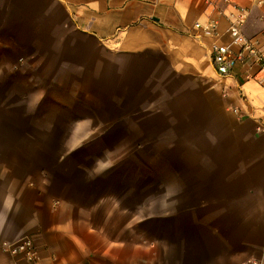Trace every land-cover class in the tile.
<instances>
[{"label": "crops", "instance_id": "0c3cea01", "mask_svg": "<svg viewBox=\"0 0 264 264\" xmlns=\"http://www.w3.org/2000/svg\"><path fill=\"white\" fill-rule=\"evenodd\" d=\"M235 1L247 9L244 35L264 51V0ZM219 10H228L221 0H0V93L11 92L13 61L36 46L44 61L140 76L144 93L195 77L222 121L211 179L181 181L183 226L167 219L147 244L125 243L126 232L141 231H125L124 221L112 232L116 239L100 241L102 231L90 228L92 218L70 192L28 181L27 170L1 157L0 144V264H29L5 248L26 236L43 264H264V69L246 57L228 76L215 74L210 44L230 40ZM211 17L219 18L217 34L194 27ZM11 136L0 133V140Z\"/></svg>", "mask_w": 264, "mask_h": 264}, {"label": "rangeland", "instance_id": "374dc122", "mask_svg": "<svg viewBox=\"0 0 264 264\" xmlns=\"http://www.w3.org/2000/svg\"><path fill=\"white\" fill-rule=\"evenodd\" d=\"M37 54L36 46L20 53L11 92L0 93V133L12 135L0 140L1 157L27 170L28 181L43 179L70 192L92 218L90 228L102 231L100 241L116 239L112 232L121 221L125 231H141L126 232L125 243L152 242L151 229L165 227L167 219L182 227L181 181L192 174L211 179L222 128L213 97L195 86L200 81H174L164 91L154 85L157 92L144 93L140 76L100 74L106 70Z\"/></svg>", "mask_w": 264, "mask_h": 264}, {"label": "built area", "instance_id": "2783aa9c", "mask_svg": "<svg viewBox=\"0 0 264 264\" xmlns=\"http://www.w3.org/2000/svg\"><path fill=\"white\" fill-rule=\"evenodd\" d=\"M209 1V0H207ZM225 11L219 10L220 15L227 19V33L229 42L223 43L214 40L210 44V59L213 70L218 77L230 74L238 61H245L249 57L260 69H264V51L258 48L257 42L247 38L243 33V25L247 17V9L235 0H221ZM218 17H211L205 22H196L194 27L204 34H217ZM233 45H238V51L233 50ZM5 248L11 254L21 255L29 264H43L37 255L34 240L31 237H22L15 242L5 243Z\"/></svg>", "mask_w": 264, "mask_h": 264}]
</instances>
